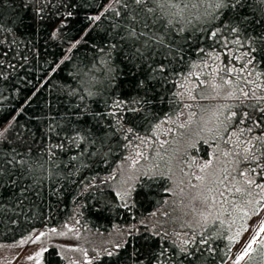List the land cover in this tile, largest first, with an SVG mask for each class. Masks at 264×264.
Listing matches in <instances>:
<instances>
[{
	"label": "trees",
	"instance_id": "obj_1",
	"mask_svg": "<svg viewBox=\"0 0 264 264\" xmlns=\"http://www.w3.org/2000/svg\"><path fill=\"white\" fill-rule=\"evenodd\" d=\"M248 3L250 6L241 10V16L260 18V5L256 0H248ZM109 4L120 9L114 0H0V132H4V138H0V155L7 156L16 149L17 160H28L33 166V171L29 172L27 165L24 170L16 165L14 175L6 177L16 183L0 188V204L4 206L0 210V244L14 243L37 228L75 220L101 235L109 234L114 228L126 229L119 247L83 264H173L170 257H178L181 241L172 234L170 221H162L160 214L154 215L158 210L163 213L168 203L169 177L163 174L140 176L125 201L113 189L109 176L130 145L150 137L158 123L180 112L179 83L194 65L209 59L219 61L220 74L231 81L232 87L240 93L241 90L248 93L247 97L242 94L227 102L225 105L236 107L223 108V113L225 116L233 111L240 114L238 119L226 122L227 129L238 132V140L245 142H238L241 162L237 169L235 167L236 171L255 167V161L245 162L242 157L249 139L264 138L261 112L264 99H257L264 96V54H257L256 62L247 65L248 57L243 53L250 45L229 43L235 34L225 32L210 37L208 32L192 31V25H188L187 31H173L169 37L179 43L183 51L163 61L169 66L164 74L166 79L152 81L148 79L147 64L136 61L140 64L136 68L125 58L126 47L124 51L117 48L108 55L107 46L119 39L112 35L113 21L119 18L112 11H105ZM101 12L105 15L99 21L88 19ZM230 15L226 14L223 19ZM193 25L197 29L201 27L195 20ZM261 28L264 24H253L247 31L260 32ZM104 61L114 69L110 75L105 72ZM160 62L161 57L157 56L155 63ZM58 65V70L53 72ZM93 79L96 82L91 84L90 90L96 95L89 96L82 82ZM138 80L147 81L148 87H137ZM257 84L261 86L259 89ZM77 103L101 113L100 127L91 116L85 117L78 126L111 133L109 146L102 150L107 153L106 157L71 159L78 153L65 135L71 134L68 115ZM129 107L143 110L133 114L126 111ZM244 112H249L250 117L240 124ZM76 120L73 117V123ZM253 121H258L259 126ZM249 127L253 129L251 132L246 130ZM241 129H245L243 134ZM62 141L63 149L54 147ZM253 143L257 141L253 139ZM204 147L200 143L196 148L202 156ZM48 149L56 155L51 156ZM82 161L86 167L81 166ZM239 177L264 184V172L260 168L256 173ZM205 231L214 232L206 225L188 231L186 239L191 240L194 233L198 239ZM227 232L224 227L219 229V236L211 241L215 250L211 254L205 251L193 264H223L232 247ZM161 252L165 255L155 259ZM43 264L78 263H66L55 247H49L44 252ZM175 264H179L178 259ZM242 264H248L247 259ZM253 264H264L259 252Z\"/></svg>",
	"mask_w": 264,
	"mask_h": 264
},
{
	"label": "rangeland",
	"instance_id": "obj_2",
	"mask_svg": "<svg viewBox=\"0 0 264 264\" xmlns=\"http://www.w3.org/2000/svg\"><path fill=\"white\" fill-rule=\"evenodd\" d=\"M220 65L217 59H209L194 65L188 76L179 83L178 94L182 100L180 112L174 118L158 123L150 137L130 145L123 159L113 169L109 181L120 198L127 201L135 181L140 176L151 174L168 176L170 179L168 203L163 207V213L158 210L154 215L160 214L162 221H170L172 234L178 241L186 239L188 231L206 225L212 231L226 228L228 236L233 240L230 253L223 264H233L235 257L242 252L246 243L255 234L260 221L264 220V204L258 203L264 201V192L255 185L249 187L244 183L246 179L240 178L237 174L238 170L236 172L233 170L235 167L237 169L238 165L235 163L238 158L237 144L240 142L238 132L230 131L228 128L225 133H220L219 138H209L210 134L206 131L201 132L200 125L195 122L199 119L200 106L210 109L211 114V111L219 109L232 99H237L245 92L243 90L241 93L238 92L231 84L223 85V81L228 78H222L218 68ZM213 84L223 85L219 94L211 87ZM189 92L194 99L189 97ZM230 92H235V97L227 98ZM220 103L222 104L219 106ZM192 112H196L197 116L191 117L194 122L188 124ZM180 124H186L187 127L180 128ZM208 126L211 127L212 124ZM229 139L232 143L225 144L224 141ZM200 143L205 146L203 156L196 149ZM225 151H232V155L224 156ZM208 160L213 161L212 167L201 172L200 166ZM224 169H228L235 179L230 177L223 185L211 184L216 177L223 178L226 175ZM197 176L205 177L204 184L196 179ZM192 185L198 187L193 188ZM205 185L214 189L219 188L225 192V197H220L214 191L211 194L212 198L207 202L203 200V196L194 199L198 193L209 195ZM235 187L245 189L250 195L236 193ZM224 198L235 201L240 209L249 213V216L243 217L230 203L223 205L228 211L220 215V202ZM204 217H207V221ZM219 220H223L224 224L220 225ZM53 228L56 232L50 231ZM238 231L240 235L237 237ZM40 233L44 235L35 241ZM125 236V228H114L109 234L101 235L84 228L75 220H69L60 225L34 229L14 243L0 244V264H37V260L39 264H43L45 252L43 250L49 247H55L66 263L83 264L113 250ZM37 252H42V255L36 257ZM29 256L34 259L29 260Z\"/></svg>",
	"mask_w": 264,
	"mask_h": 264
},
{
	"label": "snow or ice",
	"instance_id": "obj_3",
	"mask_svg": "<svg viewBox=\"0 0 264 264\" xmlns=\"http://www.w3.org/2000/svg\"><path fill=\"white\" fill-rule=\"evenodd\" d=\"M256 2L260 5L261 17L253 20L249 19L247 15L241 16V10L250 6L248 0H114V3L120 6V9L113 8L112 4H109L105 11L110 10L114 13L115 17L119 18V20H114L112 24V35L114 38L118 37L119 39L116 43H111L107 46L108 55L111 54V51L117 48L124 51L126 47L128 51L125 52V58L128 59L134 67H140V64H137L136 61H140L141 64H147L149 70V80L156 81L158 79H166L164 74L169 71V66L163 61L168 60L169 57L174 58L183 51L180 44L169 37L172 36L173 31L176 33H183L188 30V25H192V31L199 30L201 32H208L210 37H218L225 32L228 34H235L234 38L229 41V43H235L237 45H241L243 43L249 44L250 47L243 53V55L248 57L247 65H252L256 62L257 54H264V28H261L260 32L247 31V29L253 24H264V0H256ZM24 6L27 7V4ZM228 13H231V15L228 16L227 19H223V17H225ZM68 15L71 16L72 13H68ZM104 15L105 12H101L100 15L89 16L88 19L90 21H99ZM237 17H239V19H237ZM193 20L201 25L199 29L193 25ZM216 21H220V23L217 24ZM176 25H180V27L177 28ZM161 28L164 29L163 32H161ZM53 36H55V32L53 33ZM241 37H243V40H241ZM181 39H184V37H181ZM77 44H79V41H77ZM100 51L103 53L104 49H101ZM200 51L203 52V49ZM157 56L161 57V62L159 64L155 63V58ZM150 60L152 63H149ZM104 63L106 65L105 72L110 75L114 69L107 61H104ZM58 68L59 65L56 69H53V72L57 71ZM226 70L231 72L234 69ZM94 82H96L95 79H93V81L86 80L82 82L83 86L88 89L87 95L89 96L96 95L90 90L91 84ZM201 83L204 82L201 81ZM228 84H231V81H223V85ZM223 85L213 84L211 87L217 92V94H219V90L223 88ZM137 87L147 88V81L138 80ZM260 87L261 86L259 84L256 85V88L259 89ZM38 91L39 89L37 92ZM36 94L37 93L34 92L33 96ZM243 95L247 97L248 93L243 92ZM252 95H256L255 91H253ZM189 97L194 99L191 92H189ZM232 97H235V92H230L227 98ZM83 99L84 97L81 96L82 101ZM257 99H264V96L258 97ZM145 102L150 103V101ZM116 107H119V102H117ZM188 107H191V105H188ZM233 107L236 106L222 105L219 109L211 111V114H209L210 109L200 106L199 119L195 122L200 125L201 132L206 131L210 134L209 138H219L222 130L225 132L227 131L228 124L226 122L238 119L240 115L238 112L233 111L231 112V115L225 116L221 109H231ZM142 110L143 109L138 107H129L126 111L137 114ZM261 112L264 114V109H262ZM112 114L114 115L115 113ZM88 116L96 119L97 127H100V120L98 118L101 117V113L93 112L92 109L87 107V105H81L80 103L75 104L70 112V115H68V124L70 125L69 132L71 134H66L65 139L69 142L70 146L75 147L78 153L77 155H73L71 157L72 160H80L81 157L95 158L97 156H107V153H104L102 150L106 146H109L108 141L111 133L107 131L98 133L92 129H86L82 126H78L82 121H84V118ZM193 116H197V113H190L188 124L194 122L191 119ZM73 117L77 118L75 123H73ZM243 117L244 119L239 120L240 124H244L245 120L250 117V113L244 112ZM12 119L15 120L16 117L14 116ZM253 123L256 124V126H259L258 121H253ZM209 124H212V126L209 127ZM179 127L186 128L187 125L180 124ZM246 130L251 132L253 129L249 127ZM7 131L8 129H5V132ZM128 131L131 132L132 129L129 128ZM244 131L245 129H241V134H243ZM234 134L235 133H233V135ZM57 135H59V133H57ZM0 138H4V132H0ZM253 139L257 141V143H253ZM224 143L228 144L232 143V141L229 139L225 140ZM239 143L245 142L240 141ZM246 143L248 146L243 148L244 155L242 159L245 162L255 161L256 166L252 167L249 171H237V174L241 177L249 175V172L256 173L257 168H260V170L264 172V166H262V162H264V138L257 136L249 139ZM191 146L194 147V145ZM54 147L63 149V141ZM161 147H163V143L161 144ZM217 147H219V145H217ZM237 147H239V144H237ZM109 150H111L110 147ZM28 151L30 152L31 148H29ZM47 151L53 157L56 155V153L51 149H48ZM257 153H259V156H257ZM17 155H19V153L16 152V149H12V152L7 156L0 155V188L14 185L16 183L15 180H6V177L14 175L16 165H19L21 170H24L27 165V170L29 172L33 171L32 164L28 160H17ZM137 155H142V153H137ZM223 155L230 156L232 155V151H225ZM237 157L238 158L235 163L239 164L241 162L239 153H237ZM161 159H163V157H161ZM212 164V160L206 161L200 166L201 172H204L206 169L212 167ZM40 166L42 167V165ZM81 166L86 167L87 164L82 161ZM233 170L236 171V169ZM223 171L226 173L223 178L216 177L210 183L223 185L225 180L230 177L235 179V177L231 176V172H229L228 169H224ZM257 174L259 175V173ZM196 179L201 181V184H204V176H197ZM244 183L249 187L255 184L257 188L264 190V184H258L255 180L246 179ZM192 187L196 188L198 186L192 185ZM205 188L209 195L198 193L194 199H199L203 196V200L207 202L212 198L211 194L214 191L218 193L220 197H225V192L221 191L219 188L214 189L208 185H205ZM225 188L227 190V186H225ZM234 191L236 193H241L242 195H250V193H246L245 189L240 187H235ZM126 194L127 193H125V195ZM220 203V215H223L224 212L228 211V209L224 208L223 205L230 203L234 210H238L242 213L243 217L249 216V213L240 209L235 201H229L227 198H224ZM258 203L264 204V201ZM3 209L4 206L0 204V210ZM217 219H219V217H217ZM204 220L207 221V217H204ZM234 222L235 221H233V223ZM219 223L220 225H223L224 221L219 220ZM50 231L56 232V229L53 228L50 229ZM219 234V230L217 229L214 232L205 231L204 233H201L198 239L194 233L191 240H182L180 246H178V257L175 255L170 257L173 260V264H175L177 259L179 260V264H186V262L187 264H193V262L198 260L199 257L204 256L205 251L211 254L215 250L212 247L211 241L219 236ZM43 235L44 233H40V235L35 238V241H38ZM61 235H63V233H61ZM239 235L240 232L238 231L236 236L238 237ZM229 240L231 241L233 238L229 237ZM117 247H119V245H117ZM43 251L46 252L47 249H44ZM257 252L264 257V220L260 221L255 234L246 243L242 252L235 257L233 264H240V262L245 259H247L248 264H253L255 254ZM41 255L42 252L36 253V257H40ZM108 255H112V253H108ZM164 255L165 252H161L155 259H159L160 256ZM28 259L32 260L34 257L29 256ZM37 264H39V260H37Z\"/></svg>",
	"mask_w": 264,
	"mask_h": 264
}]
</instances>
